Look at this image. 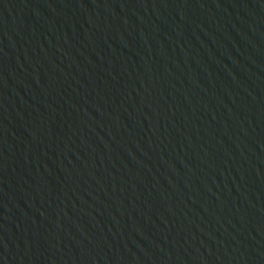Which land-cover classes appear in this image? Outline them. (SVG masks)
Listing matches in <instances>:
<instances>
[{"label": "water", "instance_id": "95a60500", "mask_svg": "<svg viewBox=\"0 0 264 264\" xmlns=\"http://www.w3.org/2000/svg\"><path fill=\"white\" fill-rule=\"evenodd\" d=\"M0 264H264V0H0Z\"/></svg>", "mask_w": 264, "mask_h": 264}]
</instances>
